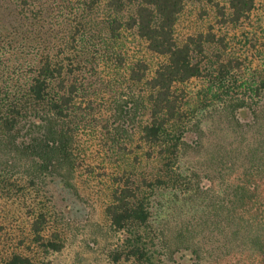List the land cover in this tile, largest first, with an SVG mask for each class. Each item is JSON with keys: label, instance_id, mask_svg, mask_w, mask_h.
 I'll use <instances>...</instances> for the list:
<instances>
[{"label": "rangeland", "instance_id": "obj_1", "mask_svg": "<svg viewBox=\"0 0 264 264\" xmlns=\"http://www.w3.org/2000/svg\"><path fill=\"white\" fill-rule=\"evenodd\" d=\"M185 3L186 11L177 27L179 38L212 29L218 38L226 39L222 54L225 62L242 65L222 80L216 65L221 50L216 46L208 48L203 77L179 88L185 99V120L191 128L190 133L183 134L187 146L179 155L178 165L186 186H170L157 194L153 210L156 221L152 224L157 228L163 223L162 229L169 231V237L181 234L199 251L200 259L196 260L190 252L168 253L159 233L154 237L142 228L138 231L144 237L140 246L149 251L148 259H128L133 235L116 232L104 214L110 190L105 173H114L115 167L124 169L119 165L125 164L133 152L131 144L134 155L141 156L146 151L135 130L138 124L121 113L117 120L115 112H111L119 111L117 103L121 99L127 98L129 102L134 97L141 101L146 95L145 87L127 81V71L117 67L116 58L121 56L129 65L145 62L152 71L164 59L150 52L133 33L112 40L108 31L114 14L103 5L93 14L80 13L86 17V29L75 55L77 67L85 71L77 78L85 85L79 107L86 114L76 120L72 116V120L76 124L83 122L81 126L86 131L77 139L82 147H88V152L83 155L77 173L78 195L62 184L48 182L36 188L24 184L27 198L19 199L22 172L9 168L6 176L17 188L12 194L6 191L0 195V227L4 229L0 233V264H5L14 253L31 257L35 264H264V162H258L262 167L252 185L256 202L246 210L241 203L234 202L238 209L235 216L231 195L232 187L245 178L250 152L264 141V94L259 91L264 81V0H257L249 20L226 27L218 24L214 7L221 0ZM0 27L7 35L21 31L19 0L0 1ZM234 101L250 105V109L237 115L241 123L237 126L229 111ZM91 111L94 114L90 115ZM116 128L125 129L127 136L118 137ZM115 143L125 150L126 158L118 152L111 157ZM85 162L91 163L94 170ZM157 168V164H145L141 172ZM40 212L48 219L45 243L60 242L64 246L61 252H47L34 243L31 222ZM255 235L256 241L261 242L257 247L247 239ZM120 255L122 260L117 261Z\"/></svg>", "mask_w": 264, "mask_h": 264}, {"label": "trees", "instance_id": "obj_2", "mask_svg": "<svg viewBox=\"0 0 264 264\" xmlns=\"http://www.w3.org/2000/svg\"><path fill=\"white\" fill-rule=\"evenodd\" d=\"M256 2L221 0L214 6L218 24L238 26L249 20ZM103 5L114 14L108 31L112 40L133 33L146 43L150 52L164 59L152 71L145 62L129 65L121 56L116 58L117 67L127 71V81L133 86L145 87L146 95L141 101L134 97L129 102L127 98L121 99L117 103L119 111L113 109L111 112H115L117 120L121 113L138 124L135 130L146 151L141 156L134 155L131 144L133 152L127 156L125 164L119 165L125 166L124 169L115 167L114 173H105L110 190L104 214L116 232L133 235L128 259H148L149 251L140 246L144 237L138 231L142 228L148 229L153 236L159 233V240L168 253L190 252L199 260V251L181 234L177 238L169 237V231L162 229L163 223L157 228L152 224L156 221L153 210L157 194L170 186H186L178 165L179 155L187 146L183 134L190 133L191 128L185 120L188 118L185 99L179 88L203 77L208 48L216 46L221 50L216 65L222 80L242 65L225 62L222 54L226 50V39L218 38L212 29L179 38L177 27L186 11L185 0H19L21 31L7 35L0 27V195L6 191L12 194L17 188L6 176L9 168L22 172L19 199L27 198L24 184L36 188L48 182L62 184L64 189L78 195L77 173L82 157L88 152V147H82L77 139L86 131L82 129L83 122L76 124L72 120V116L76 120L86 114L79 107L85 85L77 78L83 70L77 67L75 55L86 29V17L80 13L93 14ZM259 91L264 94V81ZM229 106L232 122L236 126L241 124L237 115L250 109V105L234 101ZM120 129H115L116 135L127 136L125 129ZM103 130L106 132L108 127ZM112 146L115 149H111V157L118 152L126 158L124 149L117 148L116 143ZM249 161L245 178L232 187L234 215L238 213L234 202L241 203L245 210L256 202L252 185L262 167L258 162H264V141L256 151L250 152ZM85 163L94 170L91 163ZM145 164H157L159 168L149 173L141 172ZM47 223V215L42 212L31 222L34 243L47 252H61L64 246L60 242L45 243ZM3 230L1 226L0 233ZM254 237L247 239L255 247L261 245L256 241L258 235ZM121 256L117 261L122 260ZM5 264H35V261L14 253Z\"/></svg>", "mask_w": 264, "mask_h": 264}]
</instances>
